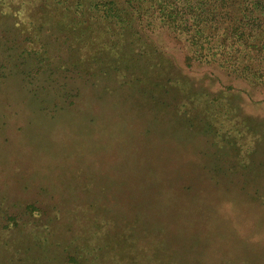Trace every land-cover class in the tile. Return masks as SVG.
<instances>
[{
	"label": "rangeland",
	"instance_id": "obj_1",
	"mask_svg": "<svg viewBox=\"0 0 264 264\" xmlns=\"http://www.w3.org/2000/svg\"><path fill=\"white\" fill-rule=\"evenodd\" d=\"M107 45L110 72L75 105L43 110L18 77L0 82V208H41L11 229L0 210V264H61L64 244L126 224L103 264H157L173 238L204 262L264 264V86L185 68L166 31L116 28Z\"/></svg>",
	"mask_w": 264,
	"mask_h": 264
},
{
	"label": "trees",
	"instance_id": "obj_2",
	"mask_svg": "<svg viewBox=\"0 0 264 264\" xmlns=\"http://www.w3.org/2000/svg\"><path fill=\"white\" fill-rule=\"evenodd\" d=\"M48 11L57 19L48 18ZM116 28H127L132 37L166 31L185 49V68L215 64L228 75L264 86V0H0V82L18 77L20 87L43 110L75 105L80 84L97 85L110 72L107 39ZM223 87L228 91L232 85ZM209 103L207 111L217 115L213 105L220 104V98L214 96ZM40 209L34 201L21 211L3 206L1 228H22L24 217ZM127 225L110 230L109 246L124 248L118 235ZM159 235L160 242L166 235L162 230ZM173 240L169 251L161 253L159 245L153 249L157 264H225L177 253L179 242ZM79 241L62 246L61 264L104 263L99 251L107 242L84 246ZM140 259L136 255L131 261L140 264Z\"/></svg>",
	"mask_w": 264,
	"mask_h": 264
}]
</instances>
